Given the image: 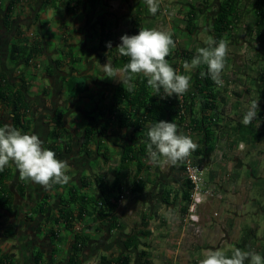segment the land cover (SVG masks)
<instances>
[{
  "label": "crops",
  "instance_id": "obj_1",
  "mask_svg": "<svg viewBox=\"0 0 264 264\" xmlns=\"http://www.w3.org/2000/svg\"><path fill=\"white\" fill-rule=\"evenodd\" d=\"M10 1L0 0V83L6 80L14 90L20 86L21 80L26 84L29 110L25 117V133L38 135L47 149L53 144L56 146V158L67 161L69 165L66 174L70 180L58 188L45 191L39 185L21 181L14 164H9L5 184L13 196V207L11 214L0 213V231L2 225L9 223L13 235L10 239H0V253L10 254L12 264H34L38 253L41 264H67L74 252L76 235L85 238L80 251L82 263L96 261L102 256L128 253L130 264H199L208 250H222L229 256L234 247L260 251L253 242L255 236L249 237L255 232L252 220L249 225H242L245 217L241 214L242 205L249 206L247 213L253 217L261 211L256 205L258 202L250 198L252 181L264 179L262 174H258L262 171L258 161L260 150L257 145L255 148L246 147L244 152L238 150L225 127L226 122L231 126L247 112L241 105L243 97L237 96L235 91L241 89L239 93L248 96L246 107H249L252 96L257 94L255 76L251 71L240 69L235 64V56L250 48L256 60H260L257 65L259 70L253 68V73L259 74L264 69V37L258 39L247 35L254 21L250 2L242 1L241 15H238L230 31L232 38L221 36L229 42L227 57L231 59L222 72L223 86L219 88L226 106L224 115L218 120L214 146L204 150L199 158L206 169L205 185H215L219 196L201 205V220L197 226L185 227L181 217L186 212L187 202L183 195L187 188L181 164L154 165L142 159L143 167L139 173L137 160L124 164L120 172L115 171L119 167L123 147L130 144L129 139L136 142L133 145L135 149L142 141L140 133L133 132L131 128H119L115 120H109V116L105 115L113 102V93L124 88L118 81L99 79L104 75L102 65L111 63L109 51L101 42L111 41L112 48H115L121 35H130L132 20L138 16L141 19L140 28L172 33L176 44L172 51L191 50L200 42L206 43L212 23L209 14L215 8L209 7L197 18V31L188 34L191 35L188 37L184 19L189 4L196 3L194 0H159L160 8L154 16L148 12L144 0H99L93 9L87 0H76L74 16L68 14L71 0H55L54 7H44L42 0H18L9 18H5ZM215 1L210 0L212 5ZM133 12L135 16L131 18ZM17 29L20 38H16ZM202 30L207 33L203 41ZM27 32H32L34 39L30 40ZM37 41L40 43L39 52L35 50L30 56L33 64H11L12 46L36 45ZM182 66L177 72L191 77L194 69ZM241 81L242 86L238 85ZM258 103L264 111V102L261 100ZM54 118L58 119V124ZM107 121L103 132L95 134L94 140L84 148L85 129L90 124L106 125ZM13 123L12 107L8 101L0 99V126H13ZM56 128L60 136L54 139L51 132ZM191 139L200 145L199 133L193 132ZM263 141L264 138L261 143ZM254 171L257 177L253 176ZM115 174L121 188L119 192L111 193L117 198L112 199L116 206L112 213L116 228L96 217L90 206L82 208L80 203L69 206L68 210L75 220L71 228L61 221L55 223L50 219L58 218V208L69 197L70 191L76 190L78 195L86 198H97L101 190L109 188ZM135 175L144 182L140 190L133 186V192L131 187L124 189L123 183ZM19 186L23 187V197L18 195ZM161 189L170 192L167 201L163 200ZM121 195L123 200L119 201ZM259 196L264 198L262 189ZM43 203L42 208L47 209L45 213L40 212L39 206ZM214 203L221 204L227 211L223 218H220L219 211L210 210ZM79 210L84 212L80 220L77 217ZM131 234H137L138 247L126 250L124 242ZM142 252L144 255L138 258V253Z\"/></svg>",
  "mask_w": 264,
  "mask_h": 264
},
{
  "label": "trees",
  "instance_id": "obj_2",
  "mask_svg": "<svg viewBox=\"0 0 264 264\" xmlns=\"http://www.w3.org/2000/svg\"><path fill=\"white\" fill-rule=\"evenodd\" d=\"M99 0H87L90 8H94ZM243 0H216L214 5L211 4L210 0H200L194 4H189L188 11L185 14V29L188 34H192L197 30L195 22L197 18L209 7L215 8V11L210 12L212 21L208 31L209 35L216 39L221 40V36L231 37V28L234 22L238 19V15H241L240 5ZM250 2L251 13L254 16L253 24L248 28V37L255 36V38L264 37V0H246ZM18 0L10 1L9 5L5 10V18H9L11 9L13 5L17 4ZM55 0H42L44 7H54ZM71 6L68 7V14L74 16L77 10L76 0L70 1ZM216 5V6H215ZM249 10L247 11V13ZM204 14V13H203ZM6 20V19H5ZM132 29L130 30V35H135L142 28L139 26L141 19L137 16L132 20ZM16 38H20L19 30L16 31ZM232 38V37H231ZM252 39V38H251ZM102 44L106 43L101 42ZM40 43L37 41L36 45L32 44H16L12 46L10 53V62L13 65H19L21 63H28L32 52H39ZM105 50L109 51L111 58V65L113 67H122L123 64L128 62L127 57H121L116 47L106 48L102 45ZM206 43L200 42L197 47L191 50L188 49H176L171 50V54L166 57L170 65L177 71L181 69L185 62L191 61V59L196 55V49L200 47H205ZM31 50V51H29ZM36 50V51H35ZM115 55V56H113ZM231 59L227 57L226 65L229 64ZM206 71V66H201L195 68L191 75V87L183 96L168 97L161 99L159 96H152V89H150L146 84V79L137 78L133 81L134 90L132 92L125 91V89H117L113 93V102L105 111V115L109 116V120L113 119L117 122L119 128H131L133 132L140 133V140H146V133L148 131L149 125L158 121L173 122L177 124L180 132H184L189 129L192 132L200 134V145L196 149L194 156L196 161L200 163L199 158L203 156L205 151L209 150L214 146L215 143V131L218 124L214 123L213 120H219L224 115V107L226 106L225 98L221 95L223 92L219 91L217 85L210 78L201 79L200 72ZM239 82V81H238ZM9 83L4 80L0 83V99L2 101H8L9 105L12 107L14 113V123L13 126L21 129L23 133L27 131L26 125V114L29 110V104L25 96L26 84L21 80V84L15 90L8 85ZM256 84V85H255ZM256 92L259 98L264 102V69H262L258 77L255 79ZM221 92V93H220ZM261 105H259L260 107ZM264 111L259 108L257 113V118L252 121L248 126L242 123V119L234 121L233 124L226 122V131L234 138L235 144L243 143L248 148H255L256 145L261 143L264 138ZM54 122L58 124V119L54 118ZM259 123V126L256 125ZM188 124L187 126H185ZM105 124H97L93 126L90 124L85 129V134L83 138V147L89 144L90 141L94 140V135L100 133L106 126ZM100 129V131H99ZM103 132V131H102ZM184 134V133H183ZM60 136L59 130L56 128L51 132L52 138H58ZM137 141V140H136ZM130 144L126 145L122 149V154L120 157L119 170H123V165L137 160V173L142 170L143 164L142 159L148 160L147 153L145 150L144 143H140L135 149L134 143H136L132 138L129 139ZM48 149L54 151L56 155L58 154V149L53 144ZM205 150V151H204ZM11 163V162H10ZM9 163V164H10ZM254 165H257L254 163ZM9 166V165H8ZM5 167L3 172H0V213L3 211L7 215L11 214L13 207V196L7 190L5 181L9 175V168ZM182 170V167L180 168ZM117 174V173H116ZM115 174V179L106 189L101 190L99 197L86 198V196L78 195L76 190L69 192V197L62 201L58 208V218L53 219L55 223L59 221L63 222L66 227H72V223L75 221L70 213L69 206L75 203H80L81 207L90 206L95 213L96 217L100 220H105L111 224V227L116 228V219L112 215L115 210V203L111 193L114 191H120L119 182L117 175ZM255 176V171L253 173ZM143 181L137 179V175L127 179L124 185V189L131 186L135 187L136 190H140ZM60 185H54L51 189L58 188ZM186 191L183 195L184 201L188 202L190 194V184L186 180L185 182ZM131 187V191L135 189ZM45 190V191H50ZM18 195L23 197V187L19 186ZM189 190V194H188ZM163 195V200L167 201L169 197V191L161 189ZM46 198V197H45ZM40 205V212L45 213L47 209L42 208ZM83 210L78 211V219L80 220L83 214ZM1 218V214H0ZM12 226L11 224H6L4 229L0 231V239H10L12 238ZM80 239V240H79ZM85 243V238H79L75 236V244L73 245V254L68 258L67 264H82V259L80 258V251ZM124 247L128 249H137L138 238L137 234H131L124 242ZM144 255V253H138V258ZM41 255L38 253L34 257V264H41ZM98 264H130V257L128 253H123L117 256L111 257H99L97 259ZM0 264H12V256L10 254L0 253Z\"/></svg>",
  "mask_w": 264,
  "mask_h": 264
},
{
  "label": "clouds",
  "instance_id": "obj_3",
  "mask_svg": "<svg viewBox=\"0 0 264 264\" xmlns=\"http://www.w3.org/2000/svg\"><path fill=\"white\" fill-rule=\"evenodd\" d=\"M144 2L153 16L159 11V0ZM228 44L227 40L217 41L209 36L206 46L197 48L196 55L190 63L185 62L184 67L195 69L206 66V71L200 72L201 79L210 78L217 86H223L222 72L226 65ZM175 46L169 31L140 29L135 35H121L116 49L121 57L128 58V62L122 67L103 64L104 75L99 79L118 81L125 91L132 92L133 81L144 78L152 89V96L161 99L183 96L191 87V77L179 74L166 59ZM106 48H112L111 41L106 42ZM258 111V99L251 101L242 123L250 125L257 118ZM142 143L149 162L166 166H179L199 147L190 136L179 131L177 124L163 120L149 125L146 140ZM10 162L18 170L21 181L31 182L45 190L54 185L67 184L70 180L66 174L69 168L67 161L57 159L56 153L45 148L38 135L23 133L21 129L5 124L0 126V172ZM246 261L248 264H264V257L254 251L234 247L231 256L222 250H208L199 264H245Z\"/></svg>",
  "mask_w": 264,
  "mask_h": 264
},
{
  "label": "rangeland",
  "instance_id": "obj_4",
  "mask_svg": "<svg viewBox=\"0 0 264 264\" xmlns=\"http://www.w3.org/2000/svg\"><path fill=\"white\" fill-rule=\"evenodd\" d=\"M181 1H185V0H181ZM195 2H197V1H200V0H194ZM193 2V1H192ZM190 9V8H189ZM204 13V12H203ZM203 13L201 14V15H203ZM200 15V16H201ZM135 16V14H134V12L133 13H131V18L132 17H134ZM133 23H131V25H132ZM145 25V24H144ZM195 25H196V22H195ZM197 26V25H196ZM197 30H195V32H196ZM203 32L202 33H200L201 34V41H203L204 39L203 38H205V34L207 35V33H205V31L204 30H202ZM175 33L176 34H180L181 35V32H177V30H175ZM196 34H198V33H196ZM184 35H186V33H184ZM187 36L189 37V36H191V35H188V33H187ZM200 38L198 37V40H199ZM200 41V40H199ZM197 43H198V41H197ZM252 46L253 47H255V46H257V45H255V44H252ZM236 60H237V62H236ZM239 61V62H238ZM263 61V60H262ZM261 61V62H262ZM258 62H260V60H256V55L253 53V51H252V49H250V48H248L244 53H242V55H239V56H235V64L240 68V69H243L245 72H249V71H251L250 73L253 75V76H255V78H257V74L256 73H253V71H252V69L254 68V69H256V67H257V65H259L260 63H258ZM262 63H264V62H262ZM258 68V70H259V66L257 67ZM239 83V82H238ZM238 85H240V86H242V85H244L243 84V81H241V83L240 84H238ZM235 89H238L237 87H234ZM239 90H241V89H239ZM239 90L238 91H235V94L238 96H240V98L241 97H243V99H242V106L244 107V108H246L247 110H248V106L246 107V105H247V103H248V96L247 95H244V93L242 92V93H239ZM257 94H255V95H253L252 96V101L253 100H255V99H258V102L260 101L261 102V99L259 98V96H256ZM234 96V95H233ZM250 102V101H249ZM251 103V102H250ZM258 104H260V103H258ZM246 147L247 146H245V145H243V147H242V149H240L242 152H244L245 150H246ZM256 148H258L260 151H259V153H258V157H259V165H260V167H262V171H259L258 172V174H262V176H264V154H262V152H264V141L262 142V143H260L259 145H257V147ZM239 150V149H238ZM254 152H256V150H254ZM248 164H249V161L247 162ZM115 171L118 173V169L116 168L115 169ZM255 176H256V174H255ZM257 177V176H256ZM257 180V182L255 181V180H253L252 182L254 183V185H253V183H252V185H251V187H250V192H251V196H250V198H251V200H255V201H257L258 202V204H256L258 207L260 206V208H261V211H259L258 212V214H255L256 216L255 217H253V216H251V215H249V213H247V212H249V206H244V205H242V210H241V214L245 217V222H243L242 223V225H249V223L248 222H250V220H252L251 222H253L252 224H254V231L255 232H253V234H250L249 235V237H252V235L253 236H255V238H253V242L256 244L255 245V247L258 249V250H260V251H258V252H256V253H258V254H260L262 257H264V198L263 197H261V196H259V191H260V189H262L263 191H264V179H256ZM119 189L121 190V188L119 187ZM244 189V188H243ZM243 191H245V190H243ZM261 194H262V192H261ZM257 195L259 196V197H257ZM261 200V201H260ZM261 202V203H260ZM261 204V205H260ZM210 210L212 211V210H217V211H219L220 212V218H223L225 215H226V213H227V211L224 209V207L221 205V204H219V205H217L216 203H214L213 204V206L210 208ZM3 230V229H2ZM246 264H248L247 262H246Z\"/></svg>",
  "mask_w": 264,
  "mask_h": 264
},
{
  "label": "built area",
  "instance_id": "obj_5",
  "mask_svg": "<svg viewBox=\"0 0 264 264\" xmlns=\"http://www.w3.org/2000/svg\"><path fill=\"white\" fill-rule=\"evenodd\" d=\"M27 37L32 40L34 39L35 35L32 32H27ZM28 63L33 64V60L29 59ZM217 88H222V86H217ZM213 122L218 124L217 119H214ZM187 125L188 124H186L185 126ZM183 133L191 137L193 132L187 129ZM243 145V143H239L237 145V149H242ZM181 167L186 180L190 184L189 199L186 206V212L181 217V223L185 227H195L200 223L201 220L199 213L201 205H203L210 199L218 197L219 193L217 192L215 185H205L206 169L201 163L196 161L194 153H192L191 156L184 163L181 164ZM122 200L123 195L119 197V201ZM4 227L5 225H2L3 229ZM83 264H98V262L96 260L90 263Z\"/></svg>",
  "mask_w": 264,
  "mask_h": 264
},
{
  "label": "flooded vegetation",
  "instance_id": "obj_6",
  "mask_svg": "<svg viewBox=\"0 0 264 264\" xmlns=\"http://www.w3.org/2000/svg\"><path fill=\"white\" fill-rule=\"evenodd\" d=\"M212 11H215V10H212ZM212 16H214V14H212ZM212 16H211V14H209V20L212 18Z\"/></svg>",
  "mask_w": 264,
  "mask_h": 264
}]
</instances>
